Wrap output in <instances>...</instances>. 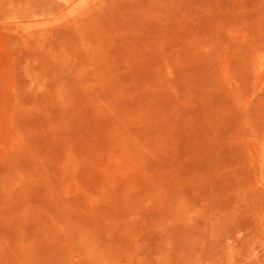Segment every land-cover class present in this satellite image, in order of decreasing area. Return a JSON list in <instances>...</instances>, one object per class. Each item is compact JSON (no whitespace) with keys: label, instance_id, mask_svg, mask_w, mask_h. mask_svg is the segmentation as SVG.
Masks as SVG:
<instances>
[{"label":"rangeland","instance_id":"rangeland-1","mask_svg":"<svg viewBox=\"0 0 264 264\" xmlns=\"http://www.w3.org/2000/svg\"><path fill=\"white\" fill-rule=\"evenodd\" d=\"M0 264H264V0H0Z\"/></svg>","mask_w":264,"mask_h":264}]
</instances>
